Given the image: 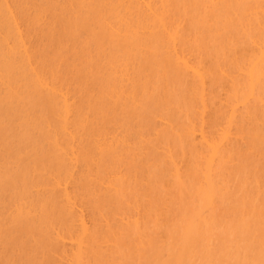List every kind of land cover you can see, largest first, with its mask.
<instances>
[{
	"label": "bare ground",
	"instance_id": "6f19581e",
	"mask_svg": "<svg viewBox=\"0 0 264 264\" xmlns=\"http://www.w3.org/2000/svg\"><path fill=\"white\" fill-rule=\"evenodd\" d=\"M195 1L200 4V14H207L208 17L204 16L207 20L209 16L213 17V21L218 14L223 17L221 12L225 9L227 14L224 12V16H227L228 9L243 5L242 17L234 21L248 35L247 44L236 49L240 43L237 39L226 40V47L218 49H226L222 50L226 52L225 62L214 64L217 65L215 69L214 65L210 68L211 65L203 61L202 54L195 56L188 49V30L186 33L184 30L187 19L178 14L181 11L176 8L178 0H0V264H106L111 257L108 250L112 249H108V242L123 240L132 227L140 232L136 240L143 238V229L148 226L142 224V219L151 214L143 209L145 203L126 205V210L129 207L130 211H120V216L117 207L114 213L118 216L112 215L113 218L108 217L104 209L113 200L119 199V202L121 197L125 198L131 184L142 182L144 169H141L144 167L140 166L146 165L143 159L151 148L156 153L163 148L158 154L166 159L169 164L166 167L169 166L171 173L166 185L182 179L186 183L187 172L198 181L204 204L193 214L184 236L181 235L186 246H193L194 234L196 236V232L216 221H213L219 214L215 212L219 211L216 204L225 200L228 187L231 189L224 175L232 166V152L238 148L256 151L259 141H264V0ZM234 10L238 15L237 7ZM227 20L230 19L227 17ZM224 24L220 20L213 22L215 29L210 33L216 30L221 35L228 34L223 32L227 29L222 27L228 25ZM195 27L194 32L197 31ZM202 36L199 42L204 38ZM44 37H53V46L48 50L42 45ZM103 43L108 44L106 58L103 57V61L106 60L102 64L100 56H96L102 65L97 66L95 59L93 66L91 62L95 55L102 52L98 50H104ZM220 43L221 40L217 44ZM122 44L125 48L122 54L120 49L117 50L119 53L111 51L113 46V50L119 46L124 50ZM196 47L194 49L198 50L200 46ZM169 75L188 84L186 90L190 91V101L195 104L186 108L193 110L191 113L184 109L177 112L176 107L178 116L170 114L174 106L170 109L172 103L168 105L169 99H164L161 91L158 92L169 88L170 83L167 88L164 86L168 79L167 83H161ZM215 76L218 84L221 79L227 85L225 96L218 91L222 82L219 86L213 85L217 83ZM171 78L175 80V77ZM159 81L161 84L158 85ZM152 90H157L156 94L167 100L169 114L165 115V103L159 102L163 99H157L160 105L155 109L163 110L164 115L159 114L158 119L157 113L152 115V109L151 115L145 114L155 121L151 120L154 126L148 135L158 137L167 131L170 135L167 143L174 135L177 137H173L174 140L184 139L189 147L188 152L185 149L188 154L184 153L185 160L174 157L170 150L173 146L164 148L166 136L162 138L163 142L158 139L162 142L158 143L163 144L159 150L157 146L160 145L154 143L157 138L146 139L143 130L134 132L137 114L144 113L143 102L148 107L156 105L154 96L147 94ZM165 92L162 94L166 98L170 92ZM142 114L140 117L144 121ZM176 117L181 122L175 121ZM256 180L254 182H258ZM257 187L251 196L255 195L250 202L253 205L259 198L264 200V197L261 199V188ZM160 205L155 214L152 208L149 210L156 217L154 225L157 223L158 226L167 221L166 199ZM115 242L114 245L121 244ZM258 248L260 250V246ZM261 254L263 260L256 264H264V249Z\"/></svg>",
	"mask_w": 264,
	"mask_h": 264
},
{
	"label": "rangeland",
	"instance_id": "374dc122",
	"mask_svg": "<svg viewBox=\"0 0 264 264\" xmlns=\"http://www.w3.org/2000/svg\"><path fill=\"white\" fill-rule=\"evenodd\" d=\"M195 1V0H194ZM194 1L193 0H191L190 1V4H189V0H178V3H177V5L179 4L180 5V7H179V5L176 7L177 8V11H178V9L180 10L181 9V11H179V15L180 16H184L183 18H186L187 20H185L186 22H184V27L186 26V27H189V28H186L185 27V29L184 30H186L185 31V33L187 32V30H188V32L186 33L187 34V39H188V42H186V45L189 47H187L189 50H192V54H196L195 56H197L198 54H200V56H201V54H202V56H201V58L203 57V61L204 62H206L209 66L211 65V67L210 68H212V65H214V64H220L222 61V63H224L225 61L223 60L224 59V56H225V54L224 53H226L225 51H222V50H226V49H222V50H220V51H218V49H221V48H225L224 47V45H226L225 43L227 42L226 40H228V41H230V40H234L235 41V39H237L236 41H237V43L238 42H240V43H238L235 47H236V49H238V48H240V46H241V44H242V46H241V48L240 49H242V47H245L246 46V44H247V42H246V40L248 39L247 37H248V35L247 34H245L244 33V31L243 30H241L242 28H241V26H239V23H237L236 22V25H235V21L234 20H238L239 18H241L242 17V12H243V10L241 9L242 8V3L241 4H239V5H235V6H233V7H231L232 9V12L230 13V11H229V9H228V15L227 16H224V15H226L227 14V12H225L226 11V9H225V13L226 14H224V12H221V14L223 15V17L225 18V20H223L224 18L223 17H221V15L220 14H218V16H216V19L214 18V21H213V17H210L209 16V18H208V20L210 19V18H212V20L210 21L209 20V22H208V20H207V18H204V16L206 17H208V15L206 14V15H204V14H200V12H199V10H198V7L200 6V4H197L196 3V1H195V3H194ZM184 2V3H183ZM186 2H188V3H186ZM191 2H193V3H191ZM182 4V5H181ZM185 5H186V7H185ZM196 5H197V7H196ZM242 5V6H241ZM191 6V7H190ZM182 7V8H181ZM237 7V11H239V14L237 15V13H236V10H234L235 8ZM193 8H195V10L193 9ZM192 9V10H191ZM197 9V10H196ZM189 10H190V12H189ZM194 11V12H193ZM234 11V12H233ZM183 12V13H182ZM188 12V13H187ZM198 12H199V14H198ZM185 13V14H184ZM194 13V14H193ZM195 13H197L198 15H199V17L197 16V14H195ZM233 13H235V14H233ZM181 14H183V15H181ZM190 14V15H189ZM230 14H231V16H230ZM233 14V15H232ZM188 16V17H187ZM195 16H197L198 17V19H197V17L195 18ZM219 16L221 17L220 19H217V17L219 18ZM238 16V17H237ZM239 16H241V17H239ZM227 17L230 19L229 21L227 20ZM203 18V19H202ZM237 18V19H236ZM199 19H201V20H199ZM203 20V21H202ZM206 20H207V22H206ZM216 20V21H215ZM219 20L221 21V22H223V24L226 22L228 25H227V27L226 28H224V27H222L223 28V30L224 29H227V30H222L223 32H226L227 31V33L228 34H226L225 35V33L224 34H219L216 30H212L211 32L212 33H210V30L211 29H213L214 28V25H213V22L215 23H217V21L219 22ZM223 20V21H222ZM188 21V22H187ZM200 21V22H199ZM225 21V22H224ZM191 22V23H190ZM211 22V23H210ZM234 23L233 25L231 24V23ZM185 23H186V25H185ZM197 23H199V25H200V27H199V25L197 24ZM201 23H203V24H201ZM189 24V25H188ZM192 24V25H191ZM221 24V23H220ZM220 24H218V26L220 25ZM230 24V25H229ZM188 25V26H187ZM194 25H196V27H195V29H197V31H195L194 32ZM211 25H213V27L211 26ZM217 25V24H216ZM225 26H226V24H224ZM223 25V26H224ZM191 26V27H190ZM204 26V27H203ZM230 26V27H229ZM205 27H206V29H205ZM216 27V26H215ZM229 27V28H228ZM238 27V28H237ZM192 28V29H191ZM203 28L206 30H203ZM209 30H208V29ZM199 29V30H198ZM215 29V28H214ZM219 29H221V28H219ZM81 30V29H80ZM83 30V29H82ZM81 30V32H83ZM229 30V31H228ZM239 30V31H238ZM215 31H216V33H217V35L219 36V37H216L217 35H215L216 33H215ZM243 31V32H242ZM196 32H198V33H196ZM201 32V33H200ZM203 32V33H202ZM192 33V34H191ZM196 33V34H195ZM236 33V34H235ZM240 33V34H239ZM242 33H243V35H242ZM190 34H191V36H192V39H191V36H190ZM199 35V37H198V35ZM203 36H202V35ZM211 34H213V35H211ZM238 34V35H237ZM221 35V36H220ZM228 35V36H227ZM237 35V36H236ZM241 35H242V37H241ZM246 35V36H245ZM194 36H196V37H194ZM201 36H202V38L204 39V41H203V43H201L202 42V40L203 39H201V42H199V38H201ZM213 37V38H211V37ZM222 36H223V40H222ZM230 36H234V37H230ZM238 36H239V39H238ZM243 36H244V39H243ZM195 39H194V38ZM198 37V38H197ZM206 37V38H205ZM216 37V38H215ZM230 37V39H228ZM51 40H50V39ZM53 38V37H52ZM51 37H44V39H45V41H44V39H43V43H42V45L44 46L43 48L44 49H47L48 47H52L53 46V39H52ZM220 38V39H219ZM234 38V39H233ZM242 38V39H241ZM191 40V42H190V40ZM197 39V40H196ZM210 39L212 40V41H210ZM220 40H221V43L218 45L217 43H219L220 42ZM244 40V41H243ZM47 41V42H46ZM192 41H195V42H192ZM222 41H223V44H222ZM231 41V42H232ZM51 42V43H50ZM189 42H190V45H189ZM197 42V44H195ZM199 42V43H198ZM207 42H209V45H208V43ZM246 42V43H245ZM50 44V45H47V44ZM117 43V42H116ZM192 43V44H191ZM205 43V44H204ZM234 43V42H233ZM236 43V42H235ZM234 43V44H235ZM104 44V43H103ZM121 43H119V45H120ZM195 44V45H194ZM202 44V45H201ZM108 44H104V50L103 49H100V50H98V51H102L103 52V55H102V52L99 54L98 53V51H97V53L99 54V55H95V57H94V59L92 60V62L91 63H93L92 65L94 66V64L96 63V64H98L97 66H99V65H102L103 64V62H105V60L106 59H104V61H103V57H105L106 58V56H105V54H106V52H105V48H106V50L108 49V46H107ZM192 45V46H191ZM196 45H198L197 47H196ZM218 45V46H217ZM46 46V47H45ZM105 46H107V47H105ZM118 46V45H117ZM121 46V45H120ZM119 46V47H120ZM200 46V47H199ZM204 46V47H203ZM218 48H217V47ZM114 47V46H113ZM113 47H111L112 48V50L111 51H116L117 53H119L120 52V54H122V52H124L125 51V48L123 47V44H122V47H123V49L124 50H122L121 48H119V47H117L116 48V50H113ZM115 47H116V44H115ZM114 47V48H115ZM184 47H185V45H184ZM198 48V50H195L194 48ZM49 48V49H50ZM201 48L202 49H205V51L204 50H201ZM208 48V49H207ZM109 49H110V46H109ZM118 49H120L119 50V52L117 51ZM200 49V50H199ZM48 50V49H47ZM206 50H207V52H206ZM108 51H110V50H108ZM196 51V52H195ZM199 51V52H198ZM201 51V52H200ZM194 52V53H193ZM205 54H204V53ZM207 54V55H206ZM216 54V55H215ZM220 54L222 55V56H220ZM224 54V55H223ZM209 55V56H208ZM218 55V56H217ZM96 56H97V58L100 56V61H102V64H99L100 63V61H98L99 59H97L96 58ZM208 56V57H207ZM102 57V58H101ZM210 57V58H209ZM213 57V58H212ZM217 57H218V59H219V61H218V59H217ZM221 58H222V60H221ZM96 59V62L94 61ZM206 59V60H205ZM212 59V60H211ZM225 59H227V58H225ZM217 60V61H216ZM98 61V62H97ZM95 62V63H94ZM213 63V64H211V63ZM216 62V63H215ZM219 62V63H218ZM215 66V65H214ZM231 67L233 66V65H230ZM82 68V70H83V66H81ZM79 68H80V66H79ZM78 68V70L79 71H82L81 69H79ZM214 69L215 68H217V65L215 66V67H213ZM79 71H78V73H79ZM171 77H175V80L173 81L172 80V78ZM218 78H219V76H217ZM170 78H171V80L173 81V83H172V81L170 82ZM169 80V82L167 83L166 81H168ZM179 79V81H180V83H178L179 81L178 80H176V76H174V75H169L166 79H165V81L164 82H162L161 81V83H167V84H164V86L166 87V85H168L169 83V85L170 86H168L169 88H167V89H162V88H164V86H163V84H162V90H159L158 92H160L161 93V96L164 98V99H169V100H171V101H169L168 100V105L170 104V103H172V106L171 105H169L170 106V109H171V107H173V112L172 111H170V114H174V113H176L174 116H178L177 115V112H180L181 113V109H184V110H186V112L188 113V111H190V109H186V108H191V106H194L195 104H193L194 102L193 101H190V98H189V92L190 91H187L186 89V87H188L187 85H185V83H181V81L183 80H181V78H178ZM215 79H217L216 78V76H215ZM178 81V82H177ZM177 82V83H176ZM183 82V81H182ZM219 82L221 83H223V81H221V79H219ZM159 83H160V81L158 82V85H159ZM160 83V84H161ZM174 83L176 84V85H174ZM215 83V84H214ZM213 83V85H218L219 86V84H218V79H217V83L216 82H214ZM221 83V84H222ZM225 83V82H224ZM223 83V84H224ZM173 84V85H172ZM182 84V85H181ZM220 84V86H219V90L218 91H220L221 92V94L223 93V95L225 96V92L227 91V85H225L224 84V86L223 85H221ZM216 85V86H217ZM183 86V87H182ZM222 86V87H221ZM156 87H157V85H156ZM161 87V85L159 86V88ZM223 87H224V89H223ZM225 87H227L226 88V91H224L225 90ZM158 88V89H159ZM171 89V90H170ZM165 90H166V92L168 93V92H170V95H171V97H170V95L168 96V98H167V96H166V94H165V96H166V98L164 97V94H162V91L163 92H165ZM168 90H170V91H168ZM156 91V92H155ZM173 91V92H172ZM165 92V93H166ZM186 92H188V93H186ZM157 90H152L151 92H148L147 94H149L150 95V97H152L153 98V96H154V98L156 99V101L154 102L153 101V103H155L156 105H149V107H148V104L147 103H145V102H143L144 103V105H143V107H142V110L144 111V113L142 114V113H139V114H137V115H139V116H137L138 118H136V120L137 121H135L134 120V124H135V126H136V128H135V126L133 125V123H132V125L134 126L133 128H134V132L135 131H137V129H138V131L140 132V131H142L143 130V132H145V134L147 133V136L145 135V134H143V132H142V135H144L145 136V138L147 137H149V135H148V133L150 132V129H151V127H152V125H153V123H152V121L153 122H155L154 120H152V117H151V120L150 119H148V116L147 115H145V114H150V110L152 109V111H151V113H152V115H154V113H157V114H155L154 116H156L157 115V117L156 118H158V116H159V114L160 115H162L163 113H162V107H164V106H160L161 108V110L162 111H160L159 109H155L156 107L158 108V106L160 105L159 104V102L161 103V104H164L165 103V107L164 108H166V109H164V111L166 112V114L165 115H168L169 113L167 112V111H169L168 109L169 108H167V104H166V101L167 100H164L163 98H161V96H158L157 94ZM169 94V93H168ZM146 95V94H145ZM149 95H146V97L147 96H149ZM160 95V94H159ZM145 97V96H144ZM191 97V96H190ZM157 99H163V100H161V101H159V102H157L158 100ZM188 101H187V100ZM144 100H148L147 98H144ZM153 100V99H152ZM174 100V101H173ZM186 100V101H185ZM148 102V101H147ZM150 102V101H149ZM157 102V103H156ZM193 102V103H192ZM173 103L175 104V105H173ZM186 103H187V107H186ZM145 104H147L146 105V107H145ZM158 104V105H157ZM191 104V105H190ZM151 106H153V107H151ZM190 106V107H189ZM148 107V110L146 109ZM176 107L178 108L177 110H176ZM182 107V108H181ZM213 107V106H212ZM218 106H215L214 108H217ZM150 108V109H149ZM194 107H192V109H193ZM179 109H180V111H179ZM142 110H139V111H142ZM188 110V111H187ZM142 111V112H143ZM177 111V112H176ZM191 111H193V110H191ZM191 111H190V113H191ZM147 112V113H146ZM168 113V114H167ZM141 114H142V117H145L146 118V120H145V118H143L144 119V121L142 120V118L140 117L141 116ZM179 114V113H178ZM151 115V114H150ZM150 115H149V117H150ZM164 115V114H163ZM154 116H153V118H154ZM140 117V118H139ZM180 117V116H179ZM155 118V119H156ZM177 118V117H176ZM175 118V119H176ZM181 118V117H180ZM180 118H179V120H178V118L175 120V121H179V122H181L180 121ZM184 117H182V119H183ZM141 121H140V120ZM159 119V118H158ZM158 119H156L157 121H158ZM138 120L140 121V122H138ZM148 120V122L147 123H144L145 121H147ZM183 122V121H182ZM139 123V124H138ZM146 124H149V125H151V126H145ZM179 125H180V123H179ZM137 126H138V128H137ZM143 126V127H142ZM154 126V125H153ZM141 127V128H140ZM143 128V129H142ZM139 129H141V130H139ZM144 129L146 130V131H144ZM20 130H22V128H20ZM152 130V129H151ZM137 131V132H138ZM132 132H133V130H132ZM172 133V132H171ZM135 135V134H134ZM172 135H174V134H172ZM162 136V137H161ZM166 136V138L164 139V141L167 139V138H170L169 136L170 135H168L167 134V131L164 133V134H162V135H160V136H152L151 135V137L154 139V138H157V139H154V143H156V146L157 145H160V146H157V148L159 147V150L161 149V147H163V144H164V148H165V146H166V148H167V146H168V148L170 149L171 148V146H173L174 148H171L170 150L172 151V154L174 155V157L176 158V159H183L184 158V156H186V152H188V150H189V147L186 145V143L184 142V139H183V141H182V138L181 137H179L180 139H176V140H174L173 139V137H175V135L172 137V140H170V142L169 143H171L170 145H169V143H167V141H169L168 139L166 140V143L164 142L163 144H162V146H161V144H159L158 143V141L159 142H161L160 140H158V139H162L163 137H165ZM168 136V137H167ZM151 137H149V138H151ZM161 137V138H160ZM146 138V139H147ZM151 138V139H152ZM175 138H177V137H175ZM151 141V140H150ZM172 141V142H171ZM180 141V142H179ZM162 142H163V139H162ZM161 142V143H162ZM260 142V143H259ZM258 143H259V145H257V148H256V151H254L253 150V148L252 149H247V148H245V149H243V150H241L242 148H238L237 150H235L234 152H232V156H233V159H232V169H231V167H230V169L229 170H227V174L229 175L230 173H231V175H230V177L227 175V174H225L224 175V178L226 179V182H227V184H229L230 186H231V189H230V187H228L229 189H230V191H229V189H227V191H225V194H226V192L227 193H229V194H227V196L226 197H224L225 198V200H220V201H218L217 203H219L220 204V206H219V204H216L217 206H218V208H219V211L218 210H216L215 212H219V214L218 215H220V211H221V215L218 217V215L216 216V218H214L213 217V221H214V219H216V221L215 222H211L210 223V225H208V227H203L199 232H196V236H195V234H194V236L193 237H196L195 239H193V241L194 240H196V241H194V245L193 246H191V247H187L186 246V243H185V238L184 237H182V236H184V234H185V231H186V228L188 227V222H190V220L192 219V216H193V214L196 212V210L198 211L201 207H202V204H204L203 203V196H202V194H201V190L199 189V186H198V181H197V179L194 177V176H192L193 174L191 173V172H187L186 174H187V177L185 178V181H186V183H184L183 182V180L184 179H182L181 180V182H179L178 181V183L176 182V183H171L170 185H166L167 184V178H169V175L171 174L170 173V171H169V166H167L166 167V164L167 165H169L168 164V162L166 161V159L164 160V158L162 157V155L160 154H158L159 152H161L162 151V149L159 151V152H157L156 153V151H154L153 150V148H151L152 149V151H151V149L149 150V153H147L146 155H145V157L149 160L148 161V163H147V160H146V158L145 159H143L144 160V162H145V166H143L142 164L144 163V162H142V166H140V168H142V167H144V168H142L141 170H143L142 172L144 173V174H142L141 175V177H143L142 179V182L141 183H133L134 185L136 184V187L133 185V184H131L132 186L129 188V191L127 190V194L125 195V198H123V197H121L122 198V200H120V201H122V203L119 201L118 202V200H113V204L112 203H109L110 202V200H108L109 202V204L107 205V208H105L104 209V212H106L105 214H107L108 215V217H112V215L114 216V215H116L114 212H115V210H118L117 209V207L120 209V210H118L117 212H119L118 214H119V216H120V214H122V213H124V212H129L130 211V209H129V207H127V210H126V205H128L129 204V206L130 205H134V204H144L143 206H144V208L143 209H145L146 210V212H148V215H149V213H151L150 215L152 216V217H150V215H149V217H150V219H149V217H147V215H146V217H144V219H142V221H143V223L142 224H146V226H148L147 227V229H143L144 231L142 232L143 234H144V237L143 238H141V239H137L136 240V238H138V236H139V234H140V232H138L136 229H134V227H132V228H130L129 230H130V232L128 231V232H126L125 234L127 235V236H124L123 237V240L122 239H118V240H115L116 242L117 241H119V246L117 245V243H116V245H114L113 243H111V242H108V244H110V246L108 247V249H110V247H112V249H110V250H108V253L109 254H111V259L109 258V260L107 259V257H105V260L107 259L108 261L106 262V264H256V261L258 262V261H262L263 260V258H261L262 257V254H261V250H263L264 249V239H263V237H264V200H260V198H259V202L254 206L253 204H250V202H251V198H253V197H251L254 193H253V191L255 192V187H257L258 185H260L259 187H257L258 189L259 188H261V189H259L260 190V195H261V199L264 197V169H263V166H264V153H263V155L261 154L263 151H264V149H262V147L261 146H264V141H263V139L262 140H260ZM153 143V144H154ZM180 143H181V145H180ZM257 143V144H258ZM152 144V145H153ZM263 144V145H262ZM184 146V147H183ZM256 146V145H255ZM245 147V146H244ZM243 147V148H244ZM154 148H156V147H154ZM255 148V147H254ZM264 148V147H263ZM174 149V150H173ZM184 149V150H183ZM185 149L187 150L186 152H185ZM248 151H247V150ZM261 149V150H260ZM156 150V149H155ZM246 150V151H245ZM150 152H152V154L150 153ZM182 152V153H181ZM239 152V153H238ZM247 154H246V153ZM250 152V153H249ZM154 153V154H153ZM156 153V154H155ZM184 153H186V154H184ZM252 153V154H251ZM176 154V155H175ZM181 154V155H180ZM234 154H235V156H234ZM256 154H257V156H256ZM259 154V155H258ZM153 155H156V156H152ZM180 155V156H179ZM188 155V154H187ZM248 156V157H246V156ZM160 158H159V157ZM239 156V157H238ZM242 156V157H241ZM263 157V158H260V157ZM152 157V158H151ZM163 158V159H162ZM188 158H189V156H188ZM188 158H187V160H188ZM246 158V159H245ZM247 158H249V159H247ZM256 158V159H255ZM156 159V160H155ZM158 159V160H157ZM152 160V161H151ZM162 162H161V161ZM163 160H164V162H163ZM183 160H185V159H183ZM160 161V162H159ZM235 161V162H234ZM185 163V162H184ZM231 164V163H230ZM247 165V166H246ZM246 166V168L247 169H244V167ZM249 167V168H248ZM139 168V169H140ZM167 168H168V170H167ZM251 168V169H250ZM262 169H263V171H262ZM250 172V173H249ZM253 172V173H252ZM247 173V174H246ZM147 174V175H146ZM244 174V175H243ZM190 175H191V177H193V178H195V179H193V178H191L190 177ZM247 175V177H245ZM243 176V177H242ZM248 176H250L249 178H248ZM188 177H190V178H188ZM229 177V178H228ZM146 178V179H145ZM244 178V179H243ZM252 178V179H251ZM191 179V180H190ZM230 179V180H229ZM257 179V180H256ZM259 179V180H258ZM167 180V181H166ZM227 180H229L230 182H228ZM254 180H256V181H260L259 183L260 184H258V182H254ZM143 181H144V183H143ZM247 181V182H246ZM251 181H253L252 182V184L251 185H248L249 183H251ZM146 182H148V184L146 183ZM244 182H246V183H244ZM248 183V184H247ZM258 184L257 186H256V184ZM173 184V185H172ZM262 185V186H261ZM134 186V187H133ZM138 186V187H137ZM249 186V187H248ZM255 186V187H254ZM133 187V188H132ZM254 187V189H252ZM135 188V189H134ZM140 188V189H139ZM141 188H142V190H141ZM136 189H138V190H136ZM148 189V190H147ZM249 189V190H248ZM135 190H136V194H135ZM144 190V191H143ZM145 190H147L146 191V193H145ZM246 190H248V191H246ZM133 191V192H132ZM128 192H131V193H128ZM251 192H252V194H251ZM142 193H143V195H142ZM144 194H146V195H144ZM225 194H223V195H225ZM142 196V197H141ZM146 197V198H144V197ZM222 196V195H221ZM130 197V198H129ZM138 197V198H137ZM166 197V198H165ZM201 197V198H200ZM146 200L145 202H141L142 200H144V199ZM222 198V197H221ZM125 199V200H124ZM138 199V200H137ZM151 199V200H150ZM166 199V202H167V209H165V218L167 217V221L166 222H164V223H162V226L161 225H157V223H155L156 225H154V219L156 218L155 217V215H152V212H150L149 210L151 209L152 211H153V213L155 214V212H157V209H158V207H160L161 205L160 204H162L163 202H164V200ZM202 199V201H200ZM132 200V201H131ZM141 200V201H140ZM124 201V202H123ZM127 201V202H126ZM134 201V202H133ZM222 201V202H221ZM150 202H152L151 204H149ZM232 202V203H231ZM263 203V204H262ZM147 204H149V205H147ZM159 204V205H158ZM258 204L259 205H263V206H259L258 207ZM120 205H121V208H120ZM153 207H152V206ZM109 206H111L110 208H109ZM148 206H149V208H148ZM151 206V207H150ZM155 206V207H154ZM257 206V207H256ZM225 207V208H224ZM226 207H227V209H226ZM228 207H230V209L228 210ZM262 207H263V209H262ZM109 208V209H108ZM123 208V210H121ZM156 208V209H155ZM199 208V209H198ZM217 208V207H216ZM217 208V209H218ZM224 208V209H223ZM235 208V209H234ZM255 208H259V210L258 209H255ZM195 209V210H194ZM255 209V210H254ZM90 210V209H89ZM113 210V211H112ZM168 210V211H167ZM223 210H225V212L223 211ZM235 210V211H234ZM254 210V211H253ZM107 211H108V213H107ZM111 211V212H110ZM120 211L122 212V213H120ZM168 213H167V212ZM258 211V212H257ZM234 214H233V213ZM260 212H262L261 214H262V216H261V214H260ZM112 213V214H111ZM118 214H117V216H118ZM167 214V215H166ZM231 214H233V215H231ZM116 216V217H117ZM155 217V218H154ZM261 217V218H260ZM113 218V217H112ZM118 218V217H117ZM145 218H147V219H145ZM263 218V219H262ZM156 220V219H155ZM166 220V219H165ZM145 221V222H144ZM152 221V222H151ZM186 221H187V223H186ZM212 221V220H211ZM185 223H186V225H185ZM214 223V224H213ZM211 226V227H210ZM145 227V226H144ZM182 227H184V229L182 228ZM146 228V227H145ZM206 229V232L204 231ZM208 230V231H207ZM211 230V231H210ZM134 231H137L136 233H137V235H136V233L134 232ZM205 233H204V232ZM202 233V234H201ZM209 233V234H208ZM208 234V235H207ZM182 235V236H181ZM198 235H199V237H198ZM201 235V236H200ZM203 235V236H202ZM262 237V239H261V237ZM126 238V239H125ZM203 238V239H202ZM206 238V239H205ZM135 239V240H134ZM182 239V240H181ZM205 239V240H204ZM120 240L122 241V242H120ZM128 240V241H127ZM198 240V241H197ZM202 240V241H201ZM201 241V242H200ZM206 241V242H205ZM262 241H263V243H262ZM124 242V243H123ZM196 242V243H195ZM198 243V244H197ZM260 245H259V244ZM123 245V246H122ZM262 245V246H261ZM260 246V250H259V248L258 247ZM105 248H107V247H105ZM104 248V249H105ZM192 248H194V249H192ZM104 249H103V254H102V256L104 255ZM190 249H192V250H190ZM197 249V250H196ZM106 250V249H105ZM258 250V251H257ZM194 251V252H193ZM257 251V252H256ZM111 252V253H110ZM176 252L178 253V254H176ZM187 252H188V254H187ZM191 252V253H190ZM196 252V253H195ZM130 253V254H129ZM194 253V254H193ZM255 253H256V256H255ZM109 254H107L108 256H110ZM179 254H180V256H179ZM187 254V255H186ZM193 254V255H192ZM260 256H259V255ZM176 255V256H175ZM184 255V256H183ZM190 255H191V257H190ZM181 256H182V258H181ZM195 258H194V257ZM255 256V257H254ZM162 257V258H161ZM208 259H207V258ZM253 257V258H252ZM178 258V259H177ZM179 258H181L182 260H180ZM255 258V259H254ZM257 258V259H256ZM176 259V260H175ZM180 260V261H179ZM248 263H247V262ZM251 261H253V262H251ZM211 262V263H210ZM251 262V263H250ZM104 263V262H103ZM259 263V262H258Z\"/></svg>",
	"mask_w": 264,
	"mask_h": 264
}]
</instances>
